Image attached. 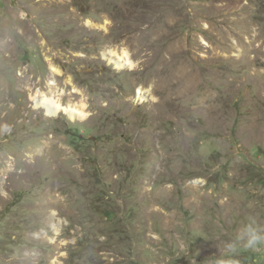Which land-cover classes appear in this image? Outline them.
I'll return each mask as SVG.
<instances>
[{
    "label": "rangeland",
    "instance_id": "1",
    "mask_svg": "<svg viewBox=\"0 0 264 264\" xmlns=\"http://www.w3.org/2000/svg\"><path fill=\"white\" fill-rule=\"evenodd\" d=\"M248 225L264 0H0V264H264Z\"/></svg>",
    "mask_w": 264,
    "mask_h": 264
},
{
    "label": "bare ground",
    "instance_id": "2",
    "mask_svg": "<svg viewBox=\"0 0 264 264\" xmlns=\"http://www.w3.org/2000/svg\"><path fill=\"white\" fill-rule=\"evenodd\" d=\"M120 58V57H119ZM126 61V63H125ZM119 62L121 63V66L124 65H130V57L127 53H124V58L120 59ZM125 63V64H124ZM53 95V94H52ZM37 105L40 107H43L47 110V113L50 116H57L62 111L69 114V116L74 120H76L77 117H86L85 107L78 105V104H68L67 106L63 105L60 98H56L55 96H48V95H42L39 98L37 97ZM84 105V104H83ZM80 113H85V116H81ZM83 119V118H82ZM54 217V216H53ZM51 226L56 231V233L60 232V222L58 224L52 223ZM44 234V232H43Z\"/></svg>",
    "mask_w": 264,
    "mask_h": 264
},
{
    "label": "clouds",
    "instance_id": "3",
    "mask_svg": "<svg viewBox=\"0 0 264 264\" xmlns=\"http://www.w3.org/2000/svg\"><path fill=\"white\" fill-rule=\"evenodd\" d=\"M81 116H85V113H80ZM245 234L248 237V245L253 246L259 243L262 239H264V236H262L256 228L252 227L251 225H248L245 229ZM218 264H231L230 261H220Z\"/></svg>",
    "mask_w": 264,
    "mask_h": 264
}]
</instances>
